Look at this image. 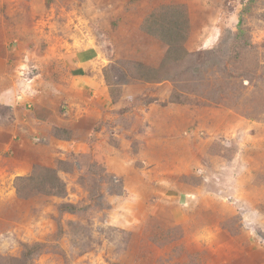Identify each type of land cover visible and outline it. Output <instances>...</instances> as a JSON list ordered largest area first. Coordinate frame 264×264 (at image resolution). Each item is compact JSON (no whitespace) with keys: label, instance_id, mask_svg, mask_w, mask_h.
Wrapping results in <instances>:
<instances>
[{"label":"rangeland","instance_id":"obj_1","mask_svg":"<svg viewBox=\"0 0 264 264\" xmlns=\"http://www.w3.org/2000/svg\"><path fill=\"white\" fill-rule=\"evenodd\" d=\"M176 4L185 7L189 20L184 47L198 55L161 72L175 81L134 78L139 67L128 60L158 67L166 49L137 30L140 16ZM35 5L43 6L40 14L56 48L58 37L69 39L75 24L87 19L82 27L91 30L106 57L110 100L126 107L107 110L108 118L95 122L94 130L82 116L61 119L71 134L47 145L51 122L32 119L23 138V124L14 131L0 127V264H264V0ZM26 8V0H0L1 41L23 39ZM116 15L122 18L114 28ZM239 22L244 32L235 36ZM37 43L40 56H12L0 76V92L9 87L28 110L42 83L54 85L53 77L62 82L66 75L58 60L43 54L49 41ZM25 44L12 40L10 48L29 50ZM21 79L28 83L25 94ZM176 98L181 102L170 103ZM56 99L62 113L66 102ZM8 107L0 104V122L13 117ZM218 108L253 127L212 134L210 129L228 121ZM5 136L13 139L8 146L2 144ZM101 137L104 161L93 152ZM36 166L56 172L64 195L43 194L31 187L34 180L17 182V193L16 177L29 176ZM64 204H74L76 212L60 210ZM26 247L35 248L24 260Z\"/></svg>","mask_w":264,"mask_h":264},{"label":"crops","instance_id":"obj_2","mask_svg":"<svg viewBox=\"0 0 264 264\" xmlns=\"http://www.w3.org/2000/svg\"><path fill=\"white\" fill-rule=\"evenodd\" d=\"M38 1L40 0H26V13L30 17L24 24L23 39L20 40L21 37L18 38V36H11L13 39H11L10 37V39L3 38L5 40H0V76L2 74H6V70L8 67H10L11 64L8 59L12 56L15 58H24L28 56L31 57L32 55H34L35 57L40 56L41 54H39L37 42H40L41 40L49 41V51H43V54L49 52L46 54L47 56L58 60L59 63L64 67L66 75L62 79V82H59L56 77H53L54 80H52V83H55L54 85L42 83V88L40 89L39 94L37 96H34L30 101L32 107L29 110L28 108H26L27 102L25 100L24 103L15 102L11 94L8 93L9 87H5L3 91L0 92V104L11 107L14 111V114L12 118L8 119V122H0V124H4L0 125V127H2L3 129H12L14 131L15 126L18 127L23 124L24 136L21 135V138H23L27 137V127L28 125H30L32 119H34L35 121L44 120L46 121V123L51 122V125H49L50 128H48L49 132H51L49 133V140L46 144H43L47 145L49 143L52 144L57 139L52 135L53 125H57L58 127H63L69 130L73 129L70 127V125L61 123V119L62 121L71 120L72 122H75V118H79V116H82L88 123H90L91 126L89 127V129L92 130L93 124L95 122H100L101 120L108 118L109 113L107 112V110H111L113 108L122 109V107L126 106L124 105L119 107V101L112 103L110 100L108 87L105 84L103 76V68L105 66L106 57H104L105 55L103 53V50H101V46L98 44V42L95 43L93 41L91 30H88L87 28L84 29V27H82L83 23L87 19L84 18L83 23L77 22L75 24L76 29H74L73 32L71 30V36L69 39H66L63 36L58 37L57 40L59 41V46L56 48V45L52 44V36H49L50 31L45 28L47 21L40 14V12H42L43 10L40 9L43 8V6L35 5ZM116 18L118 19L116 22L117 24L116 26H114V28L120 27L119 18H122V16L116 15ZM140 18L142 19V15L140 16ZM141 19L139 20V23ZM139 23L137 24V30H139L140 33H144L138 28ZM9 30H11V28H9ZM7 35H11V33H7ZM12 40H16V43L17 45H19V47L24 43L31 47L29 50H25L24 48L16 49V47L15 49H11L10 43L12 42ZM29 41H31L32 43H36L37 48H34V44L30 45ZM147 51L146 54H148ZM18 73L23 74L22 69L19 70ZM27 86L28 83L21 79L20 89L24 91V94L28 90ZM58 86L64 88L61 93H58L56 91ZM125 86L123 87L124 89ZM57 96L63 97L66 102L64 106L65 109L62 111V113L59 112L60 108L58 109V102L56 99ZM50 99H52L55 103H49ZM31 104H28V106ZM218 110L222 111V114L228 115V121L225 122L222 127H218L217 129L212 130L210 129L209 132L214 135H231L237 129L245 130L249 125L250 129L253 127V123L249 122L246 119H239L238 123L237 116L230 110L226 111L219 108ZM21 114H24L23 123H19V117H21ZM5 138L6 139H3L2 142V144H4L5 146H8L13 142V139L10 136H5ZM103 143L104 138L101 137V139L98 140V144L96 143L97 147L101 145L99 147V150H93V152L97 153L95 155L96 158H100L102 161H104L106 157L103 151L104 149H102L104 148L102 147ZM242 144L247 146L246 143ZM83 145L84 150L86 151L87 145Z\"/></svg>","mask_w":264,"mask_h":264},{"label":"trees","instance_id":"obj_3","mask_svg":"<svg viewBox=\"0 0 264 264\" xmlns=\"http://www.w3.org/2000/svg\"><path fill=\"white\" fill-rule=\"evenodd\" d=\"M139 29L145 34L155 38L166 46L165 52L158 67H151L149 65H146L142 61L128 60L129 62H132L134 65L136 64L139 67V70L137 71L136 75L133 74V76H135L134 78L140 81H158L162 78L175 81L176 79H174L173 77L160 76L161 72H165L169 64H177L186 60L188 57H196L198 55L197 52H188L184 47V43L186 42L189 34V20L187 17V11L185 7L181 4L160 5L159 7L153 9L142 19L139 25ZM243 32L244 29L242 28L241 23L239 22L234 35L237 36L242 34ZM107 58L109 61H111L113 60V55H109ZM194 70L199 71L197 68H194ZM104 80L107 84V78H105ZM109 85L110 84H107V87ZM120 95L121 91L119 90L117 98H119ZM111 100H113L112 97ZM174 102L181 101H179L178 98L170 100V103ZM52 130V135L54 137L60 138L63 136L60 139L66 140L68 139L69 133L71 132L69 129L58 127L57 125H53ZM92 130H94V128ZM59 133L63 135L59 136ZM65 133H67V135H65ZM112 178L115 177L112 175ZM115 179L120 184L119 179ZM30 180H34L35 182V185H31V187L36 186L38 191L43 194L62 196L65 193L64 183L59 179L53 169L36 166V168L32 170L29 176L16 177V189L19 195L20 187L18 183H26ZM21 196L23 197L24 195ZM60 210L73 213L76 212L77 207L74 204H64V206L62 205V208L60 207ZM34 248L35 247L25 248V251L22 254L24 260H26L27 256L32 250H34Z\"/></svg>","mask_w":264,"mask_h":264}]
</instances>
